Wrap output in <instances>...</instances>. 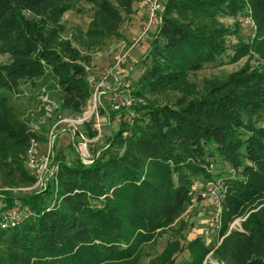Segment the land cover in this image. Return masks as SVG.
Segmentation results:
<instances>
[{
	"label": "trees",
	"instance_id": "16d2710c",
	"mask_svg": "<svg viewBox=\"0 0 264 264\" xmlns=\"http://www.w3.org/2000/svg\"><path fill=\"white\" fill-rule=\"evenodd\" d=\"M93 7L89 33L111 37L138 10V0H0V172L5 186H31L24 156L31 132L11 97L23 85L57 88L61 110L78 117L93 93L80 50L63 38L64 15L75 2ZM252 16L255 37L230 45ZM235 19L232 26L222 18ZM252 34V33H251ZM257 53L225 80L199 92L193 72L237 63ZM139 66L133 93H174L172 103L154 100L126 110H101L116 130L84 164L62 158L58 187L7 193L0 204V264H140L145 249L170 227L193 199L192 187L221 183L223 238L214 254L221 264H264V207L243 223H231L264 200V0H164L163 21ZM86 129L90 123L85 124ZM91 137L95 131L88 130ZM75 148V147H74ZM76 150V149H75ZM215 164L220 167L216 168ZM29 208L33 216L5 229L1 212ZM213 246L202 236L180 237L148 264H204ZM189 252L177 263L175 255Z\"/></svg>",
	"mask_w": 264,
	"mask_h": 264
},
{
	"label": "rangeland",
	"instance_id": "374dc122",
	"mask_svg": "<svg viewBox=\"0 0 264 264\" xmlns=\"http://www.w3.org/2000/svg\"><path fill=\"white\" fill-rule=\"evenodd\" d=\"M135 8L140 11V6L137 2ZM138 11L124 21L120 27L118 35L111 37L89 33L93 17V7L91 4L84 1L75 2L73 8L64 15L63 23L66 26V32L63 34V38L70 40L72 44L80 50L85 59V65L90 73V77L100 76L106 72L114 64L115 58L121 51L122 44L125 41L132 40L140 32L142 27H140V22L141 19L144 18L145 12L142 10L140 11V14H138ZM221 20L227 26H232L235 23V19L231 17H225ZM242 25L243 28L240 34L229 37L230 45L237 44L239 41L246 42L250 39L248 34L251 35V33H253V27L245 25L243 21ZM155 32L156 30L146 38L144 43L132 51L131 55L135 61L130 63V65H127L126 70L129 74V77L127 78L128 83L133 90L139 87L137 81L143 73V68L142 66H139V63L149 50ZM252 39L253 37L251 36V40ZM143 46H146V49H142ZM253 54V57H245L239 62L233 64L228 62L229 58L225 55L223 57L225 60L224 65H208L200 71L193 72L190 75V81L195 85L199 92H203L211 82L223 81L230 74L238 71L244 66L247 60H249L254 67L260 65L261 61L259 55L257 53ZM8 61V56L0 55V63ZM21 89L22 92L20 93L7 94L11 97L12 104L15 106L17 112L21 114L22 119L26 121L31 132L44 137L42 141L36 139L39 153L47 151L49 135L53 131L54 135H56L54 145L56 159L61 161L60 158H62L68 162H72L73 159L78 156V153L74 148L72 136L69 131L71 126L65 123H59L61 118L68 116L61 110L59 90L50 87L39 88L31 84L23 85ZM177 96L178 95L174 93H161L147 95V98H139L138 101L142 103L145 102L146 99H151L160 104H166L174 102ZM46 100L50 104V111H46L47 109H45L44 102H46ZM101 118L103 137L98 141L89 144L92 155L97 153L107 144L111 130H116L121 121L120 115L115 116L113 119H110L109 116L103 115ZM80 128L86 133L88 130L94 131L93 119L90 122V127H87L88 129H86L85 125ZM28 150L29 149H27L26 154L23 155L27 166ZM215 167L218 168L220 166L219 164H215ZM1 182L2 175L0 172V204L3 203L1 200L2 197L7 193H11V191L5 189L7 186L3 185ZM209 184H206V187H202L199 191L197 190L193 192V199L187 206L185 212L170 227L164 228L159 232L157 240L145 249L140 264H148L151 259L163 253L169 242L175 241L180 237H188V235L202 236L204 237L206 244L213 246V249L207 256L204 264H221V262L216 259L214 251L215 248L222 243V238H219L220 228L222 226L217 228L215 222L210 229V233L208 235L204 233V222L205 220H213L216 217L215 212L218 205V203L211 197ZM18 194L20 193H15L14 195ZM261 207H264V200L261 205L250 209L244 215L235 219L230 225L228 234L232 230L244 232L243 223L247 221L252 212L258 211ZM188 256L189 252L185 251L184 253L176 254L175 260L179 263L183 259L188 258Z\"/></svg>",
	"mask_w": 264,
	"mask_h": 264
},
{
	"label": "built area",
	"instance_id": "2783aa9c",
	"mask_svg": "<svg viewBox=\"0 0 264 264\" xmlns=\"http://www.w3.org/2000/svg\"><path fill=\"white\" fill-rule=\"evenodd\" d=\"M139 1V2H138ZM140 11L146 10V20L143 23L140 32L130 41L122 44L120 53L115 58L114 64L102 75L91 76L90 81L93 87L92 96L88 102L86 110L82 115L74 117L61 118L59 123L70 125V133L72 136L74 147L84 164L93 162V155L90 152L89 144L98 141L103 137L102 115L101 110H115L129 112L130 116L134 115L132 108L140 103L138 97L133 93V89L128 83L129 77L126 70L127 65L134 62L132 51L145 42L154 30H157L163 21L164 0H138ZM138 11V14H140ZM243 23L253 27L251 36L254 38L257 31V25L252 16L243 18ZM46 111H50V104L46 100L44 102ZM93 119V127L96 135L91 137L88 133L81 130V126L90 123ZM56 127V126H55ZM54 132L49 135L48 149L44 153H39L38 143L36 139H32L28 147V167L35 178V182L31 186H7L6 190L13 193L28 192L31 190H46L49 185L54 183L58 187V173L60 171L61 161L56 159L54 150L55 145ZM210 194L212 199L218 203L215 212L216 217L210 221L204 222V233L208 235L211 227L216 222L217 228L222 226V200L220 193L221 183H210ZM202 187H206L203 183L197 182L193 185L192 191H199ZM207 191V190H206ZM205 191V192H206ZM221 205V206H220ZM33 211L29 208L14 207L1 212V224L5 229L16 227L23 221L33 216ZM221 229V228H220ZM220 238V237H219ZM223 239V238H222Z\"/></svg>",
	"mask_w": 264,
	"mask_h": 264
},
{
	"label": "crops",
	"instance_id": "0c3cea01",
	"mask_svg": "<svg viewBox=\"0 0 264 264\" xmlns=\"http://www.w3.org/2000/svg\"><path fill=\"white\" fill-rule=\"evenodd\" d=\"M145 12V16L144 18L141 19V22H140V27L143 25L144 23V20L146 19V10H143ZM146 46H143L142 49H144ZM146 49V48H145Z\"/></svg>",
	"mask_w": 264,
	"mask_h": 264
}]
</instances>
